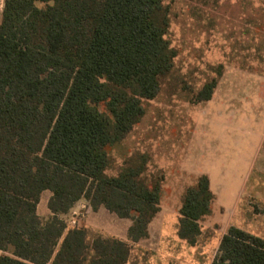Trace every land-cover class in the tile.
<instances>
[{
  "label": "trees",
  "instance_id": "1",
  "mask_svg": "<svg viewBox=\"0 0 264 264\" xmlns=\"http://www.w3.org/2000/svg\"><path fill=\"white\" fill-rule=\"evenodd\" d=\"M193 1V0H184ZM163 0H4L0 19V264H127L131 247L64 221L84 200L148 237L161 185L146 161L107 174V148L144 117L176 52ZM212 80L197 102L211 99ZM48 192L47 218L37 207ZM213 195L206 176L185 188L177 238L195 246ZM211 264H264V241L230 227Z\"/></svg>",
  "mask_w": 264,
  "mask_h": 264
},
{
  "label": "rangeland",
  "instance_id": "2",
  "mask_svg": "<svg viewBox=\"0 0 264 264\" xmlns=\"http://www.w3.org/2000/svg\"><path fill=\"white\" fill-rule=\"evenodd\" d=\"M163 6L170 25L166 40L176 52L172 70L161 80L157 97L143 102L140 123L122 142L107 148V174L114 176L125 162L142 158L146 181L161 185L160 216L149 237L131 248L129 264H211L217 250L216 227L204 229L197 244L189 246L169 235L171 220L164 215L176 214L182 191L194 181L181 170L189 134L197 124L206 136L213 130L209 105L197 102L202 86L215 80V98L264 99V0H163ZM252 126L253 131L260 128ZM245 129L241 133L239 129L237 137L253 138ZM241 142L237 148L245 146ZM49 197L45 192L40 199L41 218ZM63 219L68 227L86 229L90 238L122 235L128 225L104 209L93 213L80 206ZM263 221L259 218L251 224L256 228Z\"/></svg>",
  "mask_w": 264,
  "mask_h": 264
},
{
  "label": "crops",
  "instance_id": "3",
  "mask_svg": "<svg viewBox=\"0 0 264 264\" xmlns=\"http://www.w3.org/2000/svg\"><path fill=\"white\" fill-rule=\"evenodd\" d=\"M3 1L0 0V14ZM204 105H209L212 111L213 130L206 136L203 130H198L197 126L200 125L197 124L187 138L181 164V170L194 179L189 186L195 183L197 177L206 176L209 190L213 195L210 214L201 224V233L204 229L209 230L216 227L217 248L220 239L230 227L237 228L264 241V221L256 223V228L251 224L252 220L264 218V99L249 98L245 101L235 102L229 98L212 97ZM254 124L259 125L260 128L253 131L252 125ZM243 126L247 128L245 130H248L245 131L246 135H254L253 138L242 140L237 137L240 135L241 129L243 130ZM241 141H244L245 146L237 148L242 143ZM82 202L85 204H81ZM79 206L82 210L85 208L91 210L87 202L82 200L75 205L71 212ZM102 209L99 208L96 212ZM178 210L176 214L167 213L164 216H168L171 220L169 235L180 241L176 235ZM160 213L159 208V212L148 226V237L152 223L159 218ZM48 216L49 212L46 210L45 218ZM129 226L130 221L122 235H111L110 238L126 242L131 248L139 246L142 240L137 243L127 240ZM164 232L165 228H161V233ZM129 260L130 255L127 264H129Z\"/></svg>",
  "mask_w": 264,
  "mask_h": 264
}]
</instances>
